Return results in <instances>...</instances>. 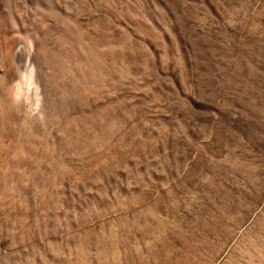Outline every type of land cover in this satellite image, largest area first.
Listing matches in <instances>:
<instances>
[{
	"label": "rangeland",
	"instance_id": "374dc122",
	"mask_svg": "<svg viewBox=\"0 0 264 264\" xmlns=\"http://www.w3.org/2000/svg\"><path fill=\"white\" fill-rule=\"evenodd\" d=\"M53 1L0 0V57L7 32L39 63L66 20L116 54L65 84L23 184L0 150V264H264V0Z\"/></svg>",
	"mask_w": 264,
	"mask_h": 264
},
{
	"label": "bare ground",
	"instance_id": "6f19581e",
	"mask_svg": "<svg viewBox=\"0 0 264 264\" xmlns=\"http://www.w3.org/2000/svg\"><path fill=\"white\" fill-rule=\"evenodd\" d=\"M39 5L40 4L38 3V6ZM37 8H39V7H37ZM4 19H6V18L4 17ZM0 20H3V19H0ZM66 21L68 22V24L67 23L65 24L63 21V24H65V26L64 27L60 26L59 32H58L56 25L55 26H56L57 31L54 28L55 26L52 27V28H54L53 30H55L59 34L58 41L56 43L53 41V38H55V37L50 36L52 39L50 38L51 39L50 40L48 37V39L46 40L47 42L48 41L54 42L55 44L54 43L53 44L56 45L58 48L55 47V49H52L53 46L52 47H45V44L43 43L41 45L42 41H40L41 42L40 43L38 41L39 38L37 39L35 37L37 39V41L39 42V46H40V47L38 46L39 51L37 50L38 51L37 53H40V56H41L40 60L37 58L38 59L37 61H39V63L35 61L34 55H33L34 56L33 60L31 59L30 56H28L26 63L23 65L22 68L19 69V67H17V65H16V59L12 54L11 42L13 41V37L8 36L9 33L6 32V34H8V35L4 36V38H6V40L4 42H2L3 43V49H2V54L0 57V65H2V68H0V150L7 153V154L9 153V157H8V159H6L7 161L5 162L6 164L5 165L3 164L5 167L4 177H6V178H9V177L14 178L15 177L21 183L25 180V175H26L24 173V171L21 170L22 166L24 164L33 166V165H36L38 162V157H37L38 155L37 154H39V153L37 152V149H39L40 145L36 144L38 146L36 149V146L33 143V142H37V141L39 142L40 141L39 136L37 134L38 132H36V130L38 128H40L41 126L45 125L48 120H52V119H50L51 117L54 118L53 115H55L54 113L58 109L57 108L58 106L61 105L60 107H62L66 110V108L63 106L65 105V103L68 100V98L66 99V97H67L66 92L69 90L65 89V87H64L65 84L69 83V84L73 85V83L75 82L74 83L75 86H76V83H79V85H82V83L86 80L87 81L89 80L91 83L96 82L97 84L102 82L101 78H102V76L104 78V73L109 72V68L104 66V65H108V64L106 63L107 62L106 60H105L106 64L103 62L104 59L102 60L101 55H105V56H111L112 55L113 56L116 54V53L113 54L114 52H116V51L113 52V50H115L114 49L115 47L114 46L112 47L110 44L106 45V46L110 45L109 51L106 50L107 48L105 50L104 49L98 50L99 45H101V43H102L101 42L102 40H100V44L97 46V44H95V43H97L96 41H98V39H96V41H95L94 40L95 37L93 38L91 36V38H90V36H88L90 40H86L85 36L84 37L80 36V32H78L79 30H77L78 28H75L74 27L75 25L73 26L72 22H70L69 20H66ZM23 23H22V25H23ZM56 23H57V21H56ZM5 30H8V29L6 28ZM42 30H43V28H42ZM43 31H42L43 36H40V33L39 34L36 33V34H38L41 38L44 39V37L46 38L45 35H48V33H45V31L44 32ZM46 32H48V30ZM50 32H52V31H49V33ZM36 34H35V36H36ZM56 35H57V33H56ZM81 35H83V34L81 33ZM15 38H16V36H15ZM29 41H30L29 43L31 44V40H29ZM32 41L34 42L35 40H32ZM44 41H45V39H44ZM105 41H107V39ZM30 44L28 45V47L32 46V44L31 45ZM103 44H104V41H103ZM111 48H113V49L111 50ZM56 49H58L59 51H55ZM100 49H101V46H100ZM34 50H35V48H34ZM16 53L17 52H15V54ZM30 54L28 53V55H30ZM25 56H27V54ZM25 56H24V58H25ZM21 61L22 60H20V62ZM103 63H104V65H103ZM109 67H110V64H109ZM110 68H112V67H110ZM52 71L53 72L55 71L54 72V74L56 73L55 77L58 76L59 78H61L62 83H61V81L60 82L58 81V83L54 82V80L57 77L53 79L54 74L52 75ZM60 83L62 84V87H63L62 90H61V86L58 85ZM63 83H64V85H63ZM54 84H56V85L54 86ZM84 84L86 85L88 83H84ZM79 85H78V87H79ZM91 85H89V87ZM56 86H60V87H56ZM94 87L96 89L99 88L96 86H94ZM94 87H93V89L91 88L92 89L91 91H94ZM100 87L102 88V86H100ZM57 88H59V89H57ZM73 88L71 87L70 89H73ZM89 89H87V91ZM97 91H100V90H97ZM57 94L59 95V97L57 96ZM23 105L26 106L28 115H30V117L32 118V123L28 122L30 120L29 119L30 117L28 119L25 118L26 121H24V127H23V123L21 124L19 122V124L22 125V128H21V126L19 127V125H17L18 123H16V119L18 116H20L18 114V113H20L19 109L22 108V110H23ZM66 106H67V104H66ZM23 112H24V110H23ZM56 115H57V113H56ZM21 117H22V115H21ZM20 121H23V120H20ZM59 121H61V120H59ZM53 122L54 121H52L51 123H53ZM59 126L60 125L58 123V127ZM45 127H47V126H45ZM3 138H12V139L17 138V139H20V141L22 140L23 142L21 141L22 144H12V143L11 144H5L6 142H4ZM47 141H49V140H47ZM3 142H4V144H3ZM6 145H8V146H6ZM41 153L39 155H41ZM43 156H44V154H43ZM53 157H55V156H53ZM57 162H55V164ZM1 165H2V163H1ZM52 166H53V162H52ZM56 166H54V167H56ZM59 166H60V164H59ZM50 168H52V167H50ZM60 168H59V170H60ZM53 169L54 168H52V171H54ZM56 169H57V167L55 168V170ZM59 170L58 171L56 170V172H59ZM2 171H1V173H2ZM57 174H59V173H57ZM6 186H7V184H6Z\"/></svg>",
	"mask_w": 264,
	"mask_h": 264
}]
</instances>
